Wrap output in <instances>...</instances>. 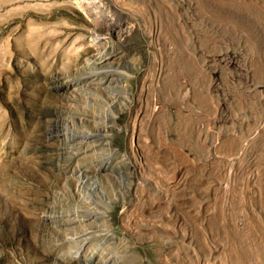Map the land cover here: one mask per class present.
Wrapping results in <instances>:
<instances>
[{
	"label": "rangeland",
	"instance_id": "rangeland-1",
	"mask_svg": "<svg viewBox=\"0 0 264 264\" xmlns=\"http://www.w3.org/2000/svg\"><path fill=\"white\" fill-rule=\"evenodd\" d=\"M0 264H264V0H0Z\"/></svg>",
	"mask_w": 264,
	"mask_h": 264
},
{
	"label": "bare ground",
	"instance_id": "bare-ground-1",
	"mask_svg": "<svg viewBox=\"0 0 264 264\" xmlns=\"http://www.w3.org/2000/svg\"><path fill=\"white\" fill-rule=\"evenodd\" d=\"M92 42L95 48H101L103 51V48H104L103 41L98 35L92 39Z\"/></svg>",
	"mask_w": 264,
	"mask_h": 264
}]
</instances>
